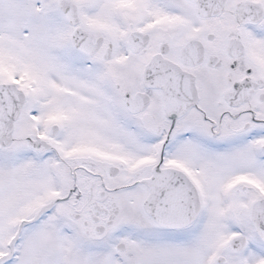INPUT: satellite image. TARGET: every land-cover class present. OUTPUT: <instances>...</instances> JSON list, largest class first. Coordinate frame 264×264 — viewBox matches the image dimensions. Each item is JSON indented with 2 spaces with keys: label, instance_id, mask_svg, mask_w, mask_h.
<instances>
[{
  "label": "snow or ice",
  "instance_id": "6c2138e0",
  "mask_svg": "<svg viewBox=\"0 0 264 264\" xmlns=\"http://www.w3.org/2000/svg\"><path fill=\"white\" fill-rule=\"evenodd\" d=\"M0 264H264V0H0Z\"/></svg>",
  "mask_w": 264,
  "mask_h": 264
}]
</instances>
